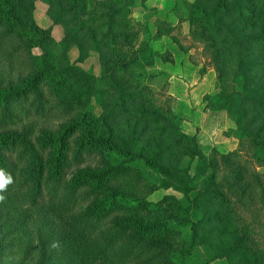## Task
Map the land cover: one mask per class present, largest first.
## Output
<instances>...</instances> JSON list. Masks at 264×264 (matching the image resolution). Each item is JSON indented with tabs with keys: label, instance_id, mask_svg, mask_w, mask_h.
Instances as JSON below:
<instances>
[{
	"label": "rangeland",
	"instance_id": "374dc122",
	"mask_svg": "<svg viewBox=\"0 0 264 264\" xmlns=\"http://www.w3.org/2000/svg\"><path fill=\"white\" fill-rule=\"evenodd\" d=\"M10 3L30 29L34 55L47 54L61 82L45 85L53 115L39 119L20 105L0 135L60 139L72 124L82 131L89 123L94 136L120 146L136 140L146 160L170 173L142 162L149 200L162 208L155 220L178 216L179 204L183 215L186 184L197 195L196 215L188 211L197 234L180 245L195 254L190 264H264V0ZM2 51L0 94L39 72ZM241 90L256 99L238 106ZM61 101L70 112L59 110ZM81 139L65 143L73 150ZM197 163L208 168L200 177ZM24 258L14 248L2 262L32 264Z\"/></svg>",
	"mask_w": 264,
	"mask_h": 264
},
{
	"label": "trees",
	"instance_id": "16d2710c",
	"mask_svg": "<svg viewBox=\"0 0 264 264\" xmlns=\"http://www.w3.org/2000/svg\"><path fill=\"white\" fill-rule=\"evenodd\" d=\"M29 34L10 0H0L2 53L7 48L39 69L28 83L0 94V131L15 125L20 105L29 103V113L39 119L55 113L47 110L44 90L49 82H61L60 73L47 54L34 55ZM255 99L244 90L236 98L238 106ZM70 105L61 101L58 108L70 112ZM80 127L72 124L60 139L34 140L32 131L0 135V169L12 177L0 191V264L14 248L25 256L23 263L29 259L32 264H190L195 254L180 245L196 236L199 224L188 214L196 215L191 186L183 190V215L179 204L178 216L155 220L162 208L149 200L154 188L144 179L142 162L159 175L170 173L146 160L138 141L120 146L112 137L94 136L89 123ZM76 135L82 139L72 150L65 141ZM195 171L200 177L208 168L197 163Z\"/></svg>",
	"mask_w": 264,
	"mask_h": 264
},
{
	"label": "clouds",
	"instance_id": "9594fccd",
	"mask_svg": "<svg viewBox=\"0 0 264 264\" xmlns=\"http://www.w3.org/2000/svg\"><path fill=\"white\" fill-rule=\"evenodd\" d=\"M12 183V177L10 175H6L3 169H0V191H4L7 189V186ZM4 197L0 196V200Z\"/></svg>",
	"mask_w": 264,
	"mask_h": 264
}]
</instances>
